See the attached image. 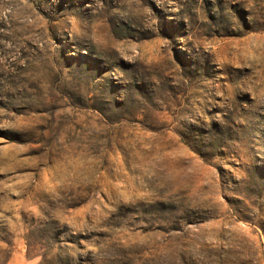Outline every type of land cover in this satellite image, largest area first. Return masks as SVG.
<instances>
[{
	"label": "rangeland",
	"instance_id": "obj_1",
	"mask_svg": "<svg viewBox=\"0 0 264 264\" xmlns=\"http://www.w3.org/2000/svg\"><path fill=\"white\" fill-rule=\"evenodd\" d=\"M0 264H264V0H0Z\"/></svg>",
	"mask_w": 264,
	"mask_h": 264
}]
</instances>
